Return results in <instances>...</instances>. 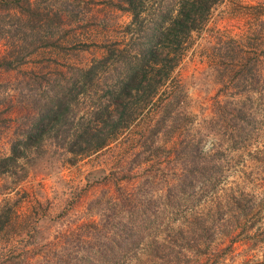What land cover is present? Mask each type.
<instances>
[{"label": "rangeland", "instance_id": "374dc122", "mask_svg": "<svg viewBox=\"0 0 264 264\" xmlns=\"http://www.w3.org/2000/svg\"><path fill=\"white\" fill-rule=\"evenodd\" d=\"M122 2L7 0L0 4V56L12 42L34 45L23 63L0 66V157L10 153L18 128L33 114L47 112L50 98L61 107L60 99L72 98L70 124L87 115L91 102L88 92L79 93L81 83L75 86L79 78L73 74L74 67L84 68L103 57L106 43L117 41L123 46L130 40L131 14L119 6ZM256 3L264 0L214 3L202 24L191 31L154 102L139 104L131 126L107 148L72 152L57 143L62 125L55 122L17 162L0 166V260L4 259L0 262L6 263L13 249L24 253L25 264H46L44 256L52 248L60 249L63 234L83 231L91 223L101 226L103 212L122 194L134 196L145 189L163 192L176 179L174 171H179L180 162L171 148L179 146V131L186 133L185 124L208 139L206 144L216 139L208 128L217 103L226 104L233 97V86L223 85L233 67L223 62L214 46L215 37L223 34L241 43L247 40L251 5ZM152 6L153 0L144 1L146 12ZM262 44L264 36L258 46ZM258 57L259 71L264 73V52L259 50ZM175 97L174 125L159 133L156 145H151L152 155H146L149 162L135 159L142 126L152 123L162 104L173 103ZM252 141L230 151L232 166L224 180L226 190H243L253 198L249 217L234 219L217 233L206 252L185 250L182 259L187 264H264V150H257L264 146V127ZM146 175L151 181L148 186L143 182Z\"/></svg>", "mask_w": 264, "mask_h": 264}, {"label": "trees", "instance_id": "16d2710c", "mask_svg": "<svg viewBox=\"0 0 264 264\" xmlns=\"http://www.w3.org/2000/svg\"><path fill=\"white\" fill-rule=\"evenodd\" d=\"M6 1L0 0V4ZM122 1L119 6L131 14L130 40L123 46L117 41L106 43L103 57L84 68L74 67L73 74L79 78L75 86L81 83L79 93L88 92L91 102L87 115L70 124L72 98L60 99L62 107L50 98L46 113L33 114L16 130L10 153L0 157V166L17 162L55 122L62 125L57 143L66 149L86 154L107 148L131 126L139 104L144 107L154 102L153 96L166 83L191 31L219 0H153L149 12L144 10L146 0ZM251 9L247 40L241 43L223 34L215 37L214 46L223 62L233 67L229 81L223 84L233 86V97L226 104L217 103L208 128L216 139L210 138L211 144H206L208 139L185 124L186 133L179 131V146L171 148L180 162L179 171L173 170L176 179L159 194L149 189L134 196L122 194L103 212L101 226L91 223L83 231L63 234L60 249L44 254L46 264H187L182 259L185 250L206 252L217 233L234 219L249 217L253 198L243 190H226L224 180L232 166L230 151L253 143L264 127V73L258 68V52H264V44L258 46L264 36V3L252 4ZM33 47L12 42L0 56V66L23 63ZM177 104L176 97L173 103L162 104L154 121L145 122L137 138L140 147L134 152L135 159L149 160L146 155H152L151 145H156L159 133L174 125L172 112ZM143 182L149 185L148 175ZM20 253L11 249L6 263L25 264L24 253Z\"/></svg>", "mask_w": 264, "mask_h": 264}]
</instances>
